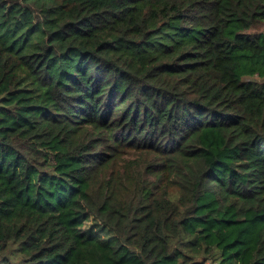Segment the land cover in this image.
I'll return each instance as SVG.
<instances>
[{"label": "trees", "instance_id": "obj_1", "mask_svg": "<svg viewBox=\"0 0 264 264\" xmlns=\"http://www.w3.org/2000/svg\"><path fill=\"white\" fill-rule=\"evenodd\" d=\"M0 264H264V0H0Z\"/></svg>", "mask_w": 264, "mask_h": 264}]
</instances>
